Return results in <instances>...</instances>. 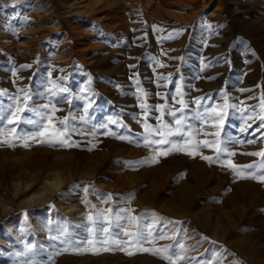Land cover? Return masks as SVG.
Masks as SVG:
<instances>
[{"label":"rangeland","instance_id":"rangeland-1","mask_svg":"<svg viewBox=\"0 0 264 264\" xmlns=\"http://www.w3.org/2000/svg\"><path fill=\"white\" fill-rule=\"evenodd\" d=\"M262 100L264 0H0V264H264Z\"/></svg>","mask_w":264,"mask_h":264},{"label":"snow or ice","instance_id":"snow-or-ice-1","mask_svg":"<svg viewBox=\"0 0 264 264\" xmlns=\"http://www.w3.org/2000/svg\"><path fill=\"white\" fill-rule=\"evenodd\" d=\"M62 91H66V89H62ZM179 103L181 105H184V101L183 100L179 101ZM43 107L47 108L48 105H44ZM141 107L146 108L147 105L142 104ZM163 107H164L163 105L158 106L159 110L162 113L161 117L159 118V119H161V124H160L159 127L153 128L151 125H149L147 123L144 124V128L149 133V136L157 135V136H160L161 139H159V140L145 139V145L146 146L147 145H152V144H156V145L168 144L169 143V140H168V137L169 136L179 134L182 131L181 127H177L175 129V131H173V129L167 123H164L162 121ZM261 107L264 108V100H262ZM19 111H21V109L18 108L17 109V112H19ZM54 111H55V109H53V112ZM180 111H183V109H181ZM212 111L215 113L216 110L213 109ZM169 114L172 115L173 117L176 116V112H170ZM218 116L222 120V114H218ZM201 118H203V117H201ZM15 119H19V117L18 116H14V119L13 120H9L8 123L9 124L14 123V120ZM260 119L262 121H264V116H261ZM48 120H49V126H46L45 132L48 131V127H51L52 131H51L50 135H51L52 139L59 138L57 142H59L60 144H62L64 146H71L69 144L68 140L64 139L66 129L65 130L56 129L55 126L51 124V121H52V117L51 116L48 117ZM66 121H67V118H65V120H63V121H60V123L64 124V123H66ZM29 123H34V121H29ZM175 123L178 126L179 125H182V123H183V117H181L179 119H176L175 120ZM12 131L14 132L15 129H12ZM44 134L45 133H43V132L40 133L41 136H43ZM188 134L189 135L192 134L191 133V130H189V133ZM216 135L218 136L219 133H216ZM120 138L121 139H125V137H120ZM0 142L5 143V144H9V146H11L10 141L7 140V139L6 140H3V141H0ZM41 142H45V141L42 140ZM48 142H51V140H49ZM196 143L199 144L201 142L197 141ZM202 143H203V145L205 147H213V146H215L217 152L223 151L221 148H219L218 142H210L208 140H204V141H202ZM24 146L25 147H28V144L25 143ZM172 150L182 151L183 149L177 147L176 145H173V148L172 149H168L167 151H162L159 154L160 155H167L168 152L169 151H172ZM188 154L189 155H193L194 153H188ZM229 155H235V153H229ZM248 155H256V156L264 157V151L256 152V153H248ZM201 158L204 159V160H206V161H209V162H212V159H213L212 157H209V156H202ZM145 162H147V161H145ZM153 162H158V160H156L154 158L153 159ZM228 167L232 168L233 170H236L238 167L251 168L252 165L237 166L235 164L229 163L228 164ZM236 175L239 176V177H242L243 176V173L237 171L236 172ZM253 178H255V177H253ZM259 180H260V182L264 183V174H262V175L259 176ZM109 199H111L110 196H109ZM108 211L111 212V209H109ZM123 211L126 212V213H131L134 210H132V209H124ZM152 215H155V214L153 213ZM118 219H126V220H128L129 223L135 224V222H137L138 220H140V217L135 216V215H128V216H125V217L118 216ZM88 220L89 221H93V216L92 215H89L88 216ZM104 220H105V222L107 223L108 226H102L99 231L101 233H106L109 236H111V232H110L111 221H110L109 217H107V216L104 217ZM117 227H122V226L121 225H117ZM149 229L150 230L148 231L147 236H145L143 233H140V232H128L126 230L123 232V235L129 236V237H134L135 238V243L139 245L141 243V241L152 242L150 239H148V238L153 237V232L151 230V226H149ZM89 231L92 233L93 236L96 235L95 229H90ZM156 239H160V240H163V239H173V237H168V236L164 235L161 232L158 235V237H156ZM107 242L108 241H106V240L104 241V243H107ZM88 243L91 244V243H93V241L90 240V241H88ZM112 243L119 245V244H121L123 242L122 241H119V240H113ZM179 247L181 249H183L184 246L181 244V245H179ZM69 250H70L69 248H64L62 250H58L56 252V254L59 255L61 251L67 252ZM103 250L104 251H109V250H112V249L111 248H104ZM121 250H123V249H121ZM139 250L140 251H144V252H150L153 255H160L163 259H165V260L168 261V264H179V262L183 259V257L181 255H179L178 253H176L174 251H170V247L140 248ZM71 251L79 253V252L87 251V249L81 247L80 245H76L75 247H73L71 249ZM128 254L129 255H132L133 253L132 252H128Z\"/></svg>","mask_w":264,"mask_h":264},{"label":"bare ground","instance_id":"bare-ground-1","mask_svg":"<svg viewBox=\"0 0 264 264\" xmlns=\"http://www.w3.org/2000/svg\"><path fill=\"white\" fill-rule=\"evenodd\" d=\"M56 180H55V183H50V186L51 185H56V186H60L61 185V179H60V177L58 176L57 178H55ZM48 186H49V184H48ZM48 186H47V189H49L48 188ZM49 191V190H48ZM34 198V197H33Z\"/></svg>","mask_w":264,"mask_h":264}]
</instances>
